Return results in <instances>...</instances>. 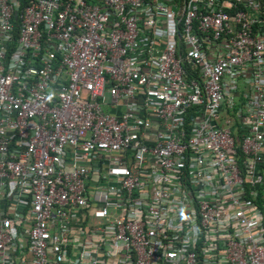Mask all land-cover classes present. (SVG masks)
Instances as JSON below:
<instances>
[{
	"label": "built area",
	"instance_id": "obj_1",
	"mask_svg": "<svg viewBox=\"0 0 264 264\" xmlns=\"http://www.w3.org/2000/svg\"><path fill=\"white\" fill-rule=\"evenodd\" d=\"M0 264H264V0H0Z\"/></svg>",
	"mask_w": 264,
	"mask_h": 264
}]
</instances>
